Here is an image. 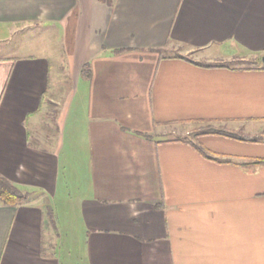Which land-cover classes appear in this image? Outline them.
Listing matches in <instances>:
<instances>
[{
	"label": "crops",
	"instance_id": "obj_1",
	"mask_svg": "<svg viewBox=\"0 0 264 264\" xmlns=\"http://www.w3.org/2000/svg\"><path fill=\"white\" fill-rule=\"evenodd\" d=\"M25 31L0 56V176L30 198L0 200V264H264V68L170 48L263 57L264 0H0V44ZM208 125L247 135L198 136L232 162L179 140Z\"/></svg>",
	"mask_w": 264,
	"mask_h": 264
},
{
	"label": "rangeland",
	"instance_id": "obj_2",
	"mask_svg": "<svg viewBox=\"0 0 264 264\" xmlns=\"http://www.w3.org/2000/svg\"><path fill=\"white\" fill-rule=\"evenodd\" d=\"M35 35L34 33H28L27 31L22 32L19 36L17 37H13L11 40H8L6 42H1L0 44V56L8 54L11 48H17V49H21V47H19L20 44V40H27L30 36ZM34 44L29 45L28 42L25 44L24 46V50L23 52L25 53H32V52H37L36 50H34L33 48L40 43V40L35 38ZM3 43V44H2ZM171 48V52L173 53H180L182 55L188 56L194 60L197 61H203V62H207V63H223V62H227V63H232V65L235 66H243L245 65H255L256 63L254 62V56L251 55L250 53H247L246 51H241V50H237L238 47H233V48H228V47H223V46H212L209 49L206 50H192V49H188L186 47H183L181 45H174ZM231 49H234V51L232 52ZM19 53V51H18ZM78 126V125H77ZM79 128H81V125L79 126ZM200 130H196L195 132H198ZM76 132L78 133V127L76 128ZM66 135H68V132H66ZM166 138H176L178 135L176 133L174 134H170V135H166ZM186 136H188V138H192L193 135L191 134H187ZM68 191L67 187L65 186L63 189H61L59 191V196L56 198H53L51 201L54 210L56 211V213L59 216V221H58V229L60 232V238H61V242H64L67 240V232L68 229L70 227L71 224V209L74 210L75 207H71L70 205H68L66 202H64L62 200L63 196H68V193H66ZM64 194V195H63ZM71 208V209H70ZM71 230V227H70ZM64 234V235H62ZM76 258V256H75ZM76 261V259H75Z\"/></svg>",
	"mask_w": 264,
	"mask_h": 264
},
{
	"label": "trees",
	"instance_id": "obj_3",
	"mask_svg": "<svg viewBox=\"0 0 264 264\" xmlns=\"http://www.w3.org/2000/svg\"><path fill=\"white\" fill-rule=\"evenodd\" d=\"M172 55L174 57L187 58L190 61H192L196 64H199V65L209 66V65L217 64V63H207V62H203V61H197V60H194L188 56L182 55L180 53H173ZM254 62L256 63L255 65H245L244 64L243 66H235V65H232V63H227V62H223V63H219V64H221V66H226L229 68H245V69H259V68L263 69L264 68V63L262 61V55L261 54H255L254 55ZM82 75L87 79L90 78L91 70H90L89 65L84 67ZM201 134H218V135H223V136L232 137V138H240V139H244V140L247 139V135H244L243 133H241L239 131L228 129L225 127H215L213 125H208L206 128H204L198 132H193L192 138H188V136H184V137L179 138V140H181V141L190 143L195 149H197L206 158L213 160V161L221 162V163L232 162V158L215 155L210 150H208L198 140V136ZM251 140H257V138L255 137V138H252ZM262 163H263L262 160L254 159V160L249 161V162H244L241 165L245 166V167L251 166L252 168H255ZM29 198H30L29 192H27L23 189H20L19 187H17L15 184L10 182L5 177L0 176V200L4 204L13 205V206L20 205V204L27 202L29 200Z\"/></svg>",
	"mask_w": 264,
	"mask_h": 264
},
{
	"label": "water",
	"instance_id": "obj_4",
	"mask_svg": "<svg viewBox=\"0 0 264 264\" xmlns=\"http://www.w3.org/2000/svg\"><path fill=\"white\" fill-rule=\"evenodd\" d=\"M262 61H263V63H264V55H263V57H262Z\"/></svg>",
	"mask_w": 264,
	"mask_h": 264
}]
</instances>
